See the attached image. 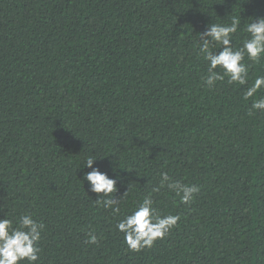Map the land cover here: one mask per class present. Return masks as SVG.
<instances>
[{
    "label": "trees",
    "instance_id": "1",
    "mask_svg": "<svg viewBox=\"0 0 264 264\" xmlns=\"http://www.w3.org/2000/svg\"><path fill=\"white\" fill-rule=\"evenodd\" d=\"M219 2L0 0V218L45 224L37 264H264V113L243 98L264 60L248 85L209 89L196 48L206 23H247L264 0ZM93 154L117 198L128 187L120 216L81 179ZM161 172L199 186L191 204L151 191ZM146 195L180 220L131 251L115 225Z\"/></svg>",
    "mask_w": 264,
    "mask_h": 264
},
{
    "label": "clouds",
    "instance_id": "2",
    "mask_svg": "<svg viewBox=\"0 0 264 264\" xmlns=\"http://www.w3.org/2000/svg\"><path fill=\"white\" fill-rule=\"evenodd\" d=\"M221 4L225 0H220ZM252 17V16H251ZM244 33L240 46L235 45L239 33ZM196 42L197 54L207 62V72L202 77L209 89L218 81L227 80L228 84L246 86L252 64L264 60V15L255 16L247 23H242L241 15H232L227 23H206L199 31ZM252 62V64L249 63ZM264 75L255 77L251 86L244 89V99L251 100L252 112L264 113ZM96 155L86 158L82 167L90 169L81 178L89 184L88 191L97 194L96 205L110 210L114 216L121 215V197L119 198L117 178L96 164ZM95 165V166H94ZM160 181L151 191L158 193L167 188L180 197L182 204H191L195 194L200 191L198 185H187L173 180L167 172H161ZM180 220L177 214H162L151 195H146L134 204L132 210L117 220L115 228L123 234L124 243L131 251L139 252L154 246L157 240H163L175 228ZM45 224L34 218L29 212L18 217L5 214L0 218V264H37L40 260L42 232ZM88 243L97 244L94 231L88 233Z\"/></svg>",
    "mask_w": 264,
    "mask_h": 264
}]
</instances>
